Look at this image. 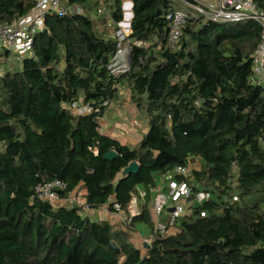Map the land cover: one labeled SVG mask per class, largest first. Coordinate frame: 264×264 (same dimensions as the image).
I'll list each match as a JSON object with an SVG mask.
<instances>
[{"label": "trees", "instance_id": "obj_1", "mask_svg": "<svg viewBox=\"0 0 264 264\" xmlns=\"http://www.w3.org/2000/svg\"><path fill=\"white\" fill-rule=\"evenodd\" d=\"M128 1L124 72L109 68L118 46L107 26L122 20L124 0H105L101 22L90 16L96 0H71L82 10L49 14L32 56L0 75V264H264V86L251 68L259 25L199 16L186 21L171 47L165 15L174 4ZM253 1L264 10V0ZM33 5L0 0V21ZM10 55L0 49V61ZM121 87L146 125L134 146L100 131ZM75 101L91 113L75 114L68 107ZM109 151L116 157L105 160ZM196 160L189 180L211 198L192 205L174 234L154 233L153 189L164 174ZM131 162L137 172L122 175ZM53 179L66 184L60 200L83 188L79 198L92 210L112 211L114 203L126 210L138 189L145 197L139 214L118 227L92 220L76 203L37 198L34 188ZM141 226L151 229L144 252L132 241Z\"/></svg>", "mask_w": 264, "mask_h": 264}, {"label": "built area", "instance_id": "obj_2", "mask_svg": "<svg viewBox=\"0 0 264 264\" xmlns=\"http://www.w3.org/2000/svg\"><path fill=\"white\" fill-rule=\"evenodd\" d=\"M34 5L26 14L4 23L0 21V48L14 55L15 60H21L32 56V45L35 37L46 29L45 20L49 14L66 15L79 12L82 8L76 6L71 0H27ZM96 14L101 16L105 12V0H96ZM174 8L165 15L169 24L167 41L174 47L181 39L183 28L188 19L203 17L216 23H239L254 21L260 27V38L255 48L251 68L255 82L264 86V10L257 7L253 0H170ZM128 2V1H127ZM122 4L123 17L120 22L109 21L108 36L117 42L118 50L115 57L122 48L129 49L130 42L127 36L130 33L128 13L130 7ZM135 46L142 45L141 41H135ZM114 57V58H115ZM78 115L91 113V107L81 101L72 102L68 106ZM138 126V122L133 123ZM96 153V151L94 150ZM189 161L183 165L176 166L172 171L162 176L151 195V215L153 217V232L161 236H168L176 232V222L182 217L192 205H201L211 198V193L202 189H193L189 178L192 170L198 168V163ZM236 166L233 164L230 174H235ZM178 177L179 179L175 178ZM66 184L59 179H53L38 184L35 188L36 197L40 200L49 201L53 204L66 202L76 203L83 206L87 211L88 206L84 200L79 198L82 194L70 195L65 200H60L58 192L63 191ZM145 192L138 189L137 195L132 196L126 210H122L114 203L112 212L118 214L121 221L129 222L133 216L139 214L138 201L144 199ZM236 200V197L233 198ZM200 216L204 213L200 212ZM148 244V242H147Z\"/></svg>", "mask_w": 264, "mask_h": 264}, {"label": "crops", "instance_id": "obj_3", "mask_svg": "<svg viewBox=\"0 0 264 264\" xmlns=\"http://www.w3.org/2000/svg\"><path fill=\"white\" fill-rule=\"evenodd\" d=\"M123 99L127 100L129 103L128 90L124 89L122 87L119 89V100L110 105V107L108 108V110L106 111V113L104 114V116L102 118L100 131L102 133H106L109 136L117 139L121 143H125V144H129L131 146H134L140 141L142 135L145 133L146 125L144 123L142 125V121L134 119L132 121H133V123L138 122V126H137L138 128L132 127L129 124V121H127L128 120L127 119V120H125V123L123 124L124 127L127 129V131H125V133H124V131H120V129L117 128V127H119V126H117V125H119V123L117 122L118 115L120 114V111H121V106H120L119 102ZM105 120H107V123ZM103 122H105V123H103ZM195 163H197V160L193 164H195ZM78 193L83 195L85 193V190L83 188H80L78 190ZM143 201H144L143 199H140L139 203L141 204V203H143ZM148 208L150 209V212H151V198L148 201ZM138 211L140 212V207H138ZM84 214L89 216L92 220H106L110 224L116 225L118 227L120 226V223H122L118 214H115L114 212L110 211L107 208V206H103L102 208H100L98 210L88 209ZM137 229H138V231L132 234V241L134 242L135 247L141 249L140 246H138V243L141 242L142 239L144 241H147V242L150 240L151 229L149 230L146 227L142 228V226L138 227ZM143 246H144V244H143ZM141 247H142V242H141Z\"/></svg>", "mask_w": 264, "mask_h": 264}, {"label": "rangeland", "instance_id": "obj_4", "mask_svg": "<svg viewBox=\"0 0 264 264\" xmlns=\"http://www.w3.org/2000/svg\"><path fill=\"white\" fill-rule=\"evenodd\" d=\"M124 2H127V0H124ZM90 16H91V18H93V19H95L97 21H100V19H101V17H99V15L96 14V12H95V10H93V8L90 9ZM100 22H98V24L101 26ZM128 50L129 49L127 47L122 48L121 52L111 62L109 68L112 70V73L118 74L120 72H124L125 71V69L127 67V57L126 56H127ZM10 54L12 55V53H10ZM11 55L8 56V59L10 58L9 60H7V61H0V75L2 74L3 70L5 69V66L8 67V66H15L16 65L14 56L13 55L11 56ZM123 88L125 89V87H123ZM119 104L121 106V111H120V114L118 115L117 122L119 123V125H117V126H119V127H117V128H119L120 131H124V133H125V131H127V129L123 125L125 123V120L128 119L127 121H129V124L132 127H136V126L133 125V121H132V120L136 119V117H135L136 116L135 115V109L125 99L121 100L119 102ZM105 121L107 123V120H105ZM103 123H105V122H103ZM143 123L144 122L142 121V125H143ZM141 242H142V247H141ZM141 242L138 243V246H140V248L144 252L145 247L143 246V244H145V243L147 244V241H144L142 239Z\"/></svg>", "mask_w": 264, "mask_h": 264}, {"label": "water", "instance_id": "obj_5", "mask_svg": "<svg viewBox=\"0 0 264 264\" xmlns=\"http://www.w3.org/2000/svg\"><path fill=\"white\" fill-rule=\"evenodd\" d=\"M127 6L130 7V12L128 13V17H129V20L131 21L132 19V3L129 1L126 3ZM129 21V23H130ZM129 58H127V62H128ZM116 157V153L114 151H109V152H106L103 156V158L105 160H112ZM138 170V164L136 162H131L127 167H125L123 170H122V175H130V174H134L136 173ZM110 246L111 248L114 250L115 253H119L120 252V249L118 248V246L115 244V242H110ZM145 247L148 246V244H144Z\"/></svg>", "mask_w": 264, "mask_h": 264}]
</instances>
